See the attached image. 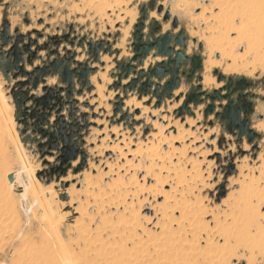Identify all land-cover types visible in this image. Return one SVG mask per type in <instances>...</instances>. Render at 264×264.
Masks as SVG:
<instances>
[{
	"label": "rangeland",
	"instance_id": "1",
	"mask_svg": "<svg viewBox=\"0 0 264 264\" xmlns=\"http://www.w3.org/2000/svg\"><path fill=\"white\" fill-rule=\"evenodd\" d=\"M254 6L255 0H0V49L21 37L28 72H10L8 81L0 70V264H264V127L258 126L264 124V42L255 38ZM142 7L146 34L157 20L158 35L181 32L185 53L197 54L192 83L210 75L212 84L200 83L220 89L215 71L253 83L250 123L263 134L257 148L204 115V105L178 117L182 101L175 98L154 107L155 98L146 104L152 96L129 93L128 120L113 118L112 72L132 54ZM164 10L177 18L175 28L163 20ZM67 32L108 40L117 51L115 62L102 54L93 90L74 102L88 127L83 155L63 164L48 143L55 110L46 125L35 126L32 116L23 123L12 90L49 61L48 40ZM152 54L145 68L161 59ZM46 82L59 84L57 76ZM191 82L182 80L174 95ZM228 166L236 172L227 174Z\"/></svg>",
	"mask_w": 264,
	"mask_h": 264
},
{
	"label": "flooded vegetation",
	"instance_id": "2",
	"mask_svg": "<svg viewBox=\"0 0 264 264\" xmlns=\"http://www.w3.org/2000/svg\"><path fill=\"white\" fill-rule=\"evenodd\" d=\"M161 12L162 9L160 13ZM165 12H168L169 14L167 18H165ZM147 13L148 11L146 10L145 18L141 20L143 24L142 28L140 29L138 26L139 23H137L132 33L134 41L131 42V56L122 62H118L117 72H112L114 80L109 86V89H113L116 92L114 95V100L111 102L113 106V118L118 117L119 122L128 120L129 112L123 110V108L125 106L126 99L129 97V93H137L139 99H141L143 96H152V98L148 100L146 104H151L152 100L155 98L156 102L154 103V107L161 105L164 99L175 98L176 101L183 102L188 94H196L198 95V99L201 100V102L197 105H194L193 103L188 105L192 113L191 115H195L191 109V106L198 107L200 105H204V113L205 109L211 105L212 111L206 116L213 114L216 120H220V123L224 129L232 136H235L239 142L242 143L244 140H246L247 143L252 146L255 143V148H257V141L263 139V134H261L256 127L254 129L250 123L251 117L254 114V104L252 102L253 96L247 92V89L250 88L253 83L243 78L225 77L223 80H217L218 82H223L220 86V89L213 88L210 91L205 89L202 82L203 79L201 81L199 76L197 77V81L192 83L191 80L197 73L196 70L198 69L200 61L197 54L193 53L188 55L185 53L184 48L187 46V41L184 39L181 32L173 33L171 31H166L161 35H158L157 32L161 29V24L157 20L152 21L151 25L149 26V32L146 34L145 20L147 18ZM162 17L165 21L170 20L173 28L177 26L178 20L176 18L177 22L174 25L173 20L175 17L171 16L169 10H164ZM167 33L171 35V41L167 44V47L172 48L171 54H158L156 47L153 45V47L140 62L138 54L141 53L142 46L154 43L157 39L162 38ZM70 36V33L67 32L63 34L62 37L50 38L46 43L45 48L50 51V59L49 61H46V64L36 66L29 77L32 80L36 76L38 69L42 67L46 68L47 73L46 75L40 77L41 81L38 83L35 89L31 88L29 92V99L25 101L24 106L27 108V117L32 116V118H34L33 123L35 126H38L39 123L42 125L50 123L51 112L55 110L56 118L53 120L54 124H52V135L48 141L50 147L60 150L62 147L61 137H64L71 132H76V134L71 138L70 145H74L75 149L79 150L77 154V157H79V154L82 151L81 147L85 142L84 134L87 131L88 125L86 121V112H81L79 107L75 106V101L77 100L78 96H81L83 93H85V90L90 92L93 90L95 85L92 84L93 82H91V76L95 75L99 71L97 64L100 63L103 65L102 62L104 58L102 60V54L110 55V57L113 59V62H115L116 59L114 54L117 50L114 49L113 45L110 44L108 40L100 39L96 41L77 36L70 38ZM17 38L19 42L21 37ZM62 42L68 43L71 49L63 47V52L59 51L60 46H62ZM137 44H141V47L140 49L135 50L134 46ZM75 47L80 48V50L77 51ZM19 51L21 52V50ZM84 53H86L85 59H80L79 56H82ZM178 53H181V57L178 56ZM151 54L153 57L158 56L161 57V59L157 60L156 63L149 66L148 68H145V61ZM136 55L137 58L134 59ZM22 57L24 61L23 53ZM52 62L62 63L58 71L55 72L54 67H51L50 64ZM65 64L69 70H75L72 73V88L68 87L69 79H67L65 82L61 81V72ZM123 65H129L128 73H126L125 70H122ZM173 71H175V76L177 78V87L171 91L168 90L164 92L165 85L171 79ZM79 73L85 74L86 76V80L84 81L85 84L83 86H81V83L84 79L78 78ZM215 75L217 77V74ZM50 76H57L59 81L57 87H51L47 85L46 78ZM182 80L191 82L189 90L174 95V91L180 88ZM40 85H43V93L38 96H33L34 91H36ZM131 85L132 88H130ZM198 85L200 86L199 88H197ZM119 89L121 90V93L118 92ZM48 91H51L48 99L49 101L47 102V100L42 99L41 101L37 102L39 98L46 96ZM167 94H171V96L168 97ZM31 98L34 100L33 105H31L32 107L29 106V100ZM182 102L175 111L177 116L178 108L182 105ZM116 103L120 104L121 112L115 111ZM84 106H88L91 109L94 107L88 101L84 102ZM65 111H67L66 116L64 115ZM122 112H125L127 115L124 119L120 120ZM136 112H139V110H136ZM185 112V109H183L180 116H182ZM259 116L260 118L263 117L262 114ZM113 118L111 119L112 121ZM243 121L247 122L245 128L251 130L249 135L240 133V130L244 128ZM250 136H253V140L248 142ZM219 142L221 144L220 146H222L223 138H218V145ZM62 154L63 152L60 150L59 156Z\"/></svg>",
	"mask_w": 264,
	"mask_h": 264
},
{
	"label": "water",
	"instance_id": "3",
	"mask_svg": "<svg viewBox=\"0 0 264 264\" xmlns=\"http://www.w3.org/2000/svg\"><path fill=\"white\" fill-rule=\"evenodd\" d=\"M161 7H158V11H161ZM141 12H142V17L141 19L143 20L145 18V14H146V9L145 7L141 8ZM169 16L168 12H165V18H167ZM176 18H174L173 20V24H176ZM139 28L141 29L143 24L142 21H139L138 24ZM2 40H3V45H7L10 42V37L7 35V31H3L2 32ZM171 41V35L169 33L165 34L162 38L157 39L154 43L152 44H146L142 46V50L141 53L138 54V57L140 59V62L142 61V58L148 53V51L153 47V45L156 47V50L158 52V54H168L170 55L172 52V48L171 47H167V44ZM141 44H137L134 46L135 50L140 49ZM178 56L181 57V53H178ZM137 58V55L134 57V59ZM23 57H22V52H20L18 50V38H15L12 46L10 47L9 50L7 51H3L0 49V70L2 72V74L4 75V77L10 81L11 77H10V72L13 73V71L15 72L14 76L16 75H27L28 72H26L23 68ZM51 67H54V71H58L62 65L61 62L59 63H55L52 62ZM176 66V65H175ZM122 70H125L126 73L129 72V65H123L122 66ZM75 70H69L67 68V65L65 64V66H63L62 68V72H61V81L65 82L67 79H69L68 82V87L72 88V73ZM47 71L45 67H42L40 69H38L36 76L31 80L30 77H27V80L24 81H19L17 82L19 88L18 89H13L12 90V99L14 102V106H15V117L18 119L19 117H21V121L23 123H25V119L28 116V112H27V108L24 106L25 105V101H27L29 99V92L32 89H35L38 85V83L41 81V76L46 75ZM215 74H217V80H223L225 78V76H223L221 73H219L218 71L214 72ZM160 77V76H159ZM78 78H83V82L81 83V86H83L85 83L84 81L86 80V76L85 74L79 73L78 74ZM31 82V84H30ZM177 78L175 76V71L172 72L171 75V79L167 82V84L165 85L164 88V92L166 91H171L174 88L177 87ZM133 85V82H132ZM132 85L130 86V88H132ZM200 86L198 85L197 88H199ZM51 91H48L46 96H43L42 98H39L37 100V102L41 101L42 99L47 100V102L49 101V95H50ZM168 97L171 96V94H167ZM201 100L198 99V95L196 94H188L186 96V98L183 100L182 105L178 108V116L181 115L182 110L185 109L186 113L191 115V111L188 107V105L190 103H193L194 105H197L198 103H200ZM115 111H119L121 112V106L119 103H116V109ZM212 111V106L209 105L205 111H204V115H208L209 113H211ZM126 113L122 112L120 120L124 119L126 117ZM243 125L244 128L240 130L241 134H250L251 130L246 129V125L247 122L243 121ZM62 130V129H61ZM76 134V132H71L69 134H67L64 137H61V152H63V154L60 156L62 163L63 164H68L71 160H74L77 158V154L79 152L78 149H75L74 145H70L71 143V138ZM253 140V136H250L248 139V142H251ZM220 142H219V146H220ZM80 154L83 155V153L81 152ZM236 170L235 168L228 166L227 167V174H233L235 173ZM11 180V177H10ZM68 184L66 183L65 186H67ZM63 200H66L67 197L63 196L62 197Z\"/></svg>",
	"mask_w": 264,
	"mask_h": 264
},
{
	"label": "bare ground",
	"instance_id": "4",
	"mask_svg": "<svg viewBox=\"0 0 264 264\" xmlns=\"http://www.w3.org/2000/svg\"><path fill=\"white\" fill-rule=\"evenodd\" d=\"M238 0H236V2H237ZM241 2L243 3L244 2V0H241ZM248 2V1H247ZM246 4V3H245ZM249 4V3H248ZM254 12H255V14L254 13H252V12H250L249 14L250 15H252V16H254L255 17V38H256V41L258 42V43H263L264 42V0H255V6H254ZM246 10V9H245ZM242 11V10H241ZM247 11V10H246ZM242 16V15H241ZM246 16H247V14H246ZM251 16V17H252ZM246 18V17H245ZM243 20H244V18H243ZM246 21V20H245ZM241 22H243V21H241ZM241 22H239V23H241ZM246 23V22H245ZM248 24V23H247ZM252 26V25H251ZM250 27V26H249ZM263 37V38H262ZM210 63H212V62H210ZM100 74V73H99ZM98 75V74H97ZM101 76V75H100ZM103 76H104V74H103ZM102 77V76H101ZM105 77V76H104ZM92 78H94V77H92ZM214 78L213 77H211L210 75H205L204 77H203V84L204 85H208V84H210L211 82H214ZM212 84V83H211ZM96 87H98V85L96 86ZM100 88V87H99ZM101 90V89H100ZM99 90V91H100ZM99 93V92H98ZM101 93V92H100ZM99 93V94H100ZM101 96V95H100ZM101 99H103L102 97H100ZM99 99V98H98ZM100 99V100H101ZM128 101V100H127ZM132 101V100H131ZM99 102H101V101H99ZM130 103V101H128L127 102V104H129ZM259 127H264V124H259L258 125ZM168 263V262H167ZM170 263V262H169ZM171 264H173V263H171Z\"/></svg>",
	"mask_w": 264,
	"mask_h": 264
}]
</instances>
